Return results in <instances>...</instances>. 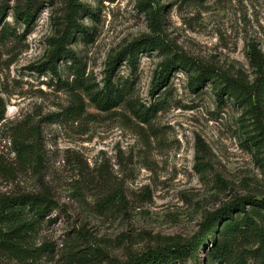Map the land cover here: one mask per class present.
<instances>
[{
    "label": "rangeland",
    "instance_id": "1",
    "mask_svg": "<svg viewBox=\"0 0 264 264\" xmlns=\"http://www.w3.org/2000/svg\"><path fill=\"white\" fill-rule=\"evenodd\" d=\"M71 3L83 28L64 44L75 62L59 58L52 73L44 64ZM26 5L35 10L27 26L13 15ZM0 9V206L43 191L54 200L13 233L0 211V264H126L199 238L237 197L264 201V101L216 96L226 82L254 81L264 0H0ZM144 36L160 49L138 50L134 67L118 61L111 80L129 100L100 109L90 95ZM180 56L189 70L177 66L153 91L162 63ZM200 70L214 81L194 90ZM244 207L251 219L230 235L226 257L210 256L206 237L173 264H264V210Z\"/></svg>",
    "mask_w": 264,
    "mask_h": 264
},
{
    "label": "trees",
    "instance_id": "2",
    "mask_svg": "<svg viewBox=\"0 0 264 264\" xmlns=\"http://www.w3.org/2000/svg\"><path fill=\"white\" fill-rule=\"evenodd\" d=\"M78 10L77 4H70V9L67 12V26L58 37L52 40V50L50 51L48 60L44 64L46 69L52 73H56V63L59 58L61 60L71 59L72 62H75L74 53L71 49L65 47L64 44L70 40L72 30L80 32L83 29L75 21ZM158 10H162V7H158ZM34 11L35 10L30 9L28 5L18 8L14 7L13 15L16 20H21L27 26L32 21ZM3 14L4 9H0V20ZM156 14L161 15V11ZM158 49H160L159 42L155 40L154 37L149 36L140 37L124 47L117 57L109 64L110 67L103 89L94 91L90 95L97 103V106L105 110L120 104L123 100H129L126 98L124 99V93L119 90L111 80V76L113 75L118 61L125 60L131 67H134L135 56L138 50L147 52ZM249 56L255 70V79L251 86L246 87L240 83L226 82L223 86L218 88L216 92L218 98H222L223 94H226L240 103L244 101L250 103L252 99L260 104L264 101V57L259 56L256 52L251 53ZM177 66L184 70H189L190 62L181 56L170 57L164 61L161 65L153 91L158 89L161 84L166 83L170 71ZM73 75L77 85H82L83 72L80 71L78 66L75 67ZM208 78L214 81V78L211 77L208 70L197 71L192 75L190 81L192 89L197 90ZM147 111L148 108L143 114L146 115ZM245 204L252 206V211L259 212L260 209L264 210V201L262 200L247 196L237 197L206 218V221L202 225V232L199 238L193 239L187 244L173 243L158 249L143 252L129 260L126 264H173L176 260L183 257L188 250H194L197 245H200L206 239V237L210 238L212 243L210 256L214 258L226 257L230 235L233 236L236 231L248 225V220L251 219V217L247 215V211L244 207ZM53 206V197L49 192L43 191L34 194H24L5 200L0 206V211H2L3 221L7 224L6 227L9 229V232L13 233L19 229H27L33 226V224L48 214ZM23 211L30 213L31 217L27 218L25 214H22ZM236 214H241V219H238ZM226 221L227 223L222 228V223Z\"/></svg>",
    "mask_w": 264,
    "mask_h": 264
}]
</instances>
